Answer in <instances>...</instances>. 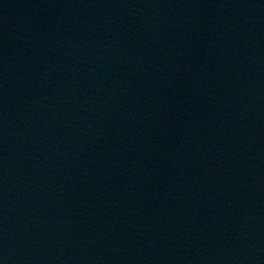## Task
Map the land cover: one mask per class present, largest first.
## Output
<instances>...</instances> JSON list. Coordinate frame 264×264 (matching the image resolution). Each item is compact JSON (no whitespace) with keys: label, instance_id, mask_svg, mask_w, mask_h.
<instances>
[{"label":"water","instance_id":"obj_1","mask_svg":"<svg viewBox=\"0 0 264 264\" xmlns=\"http://www.w3.org/2000/svg\"><path fill=\"white\" fill-rule=\"evenodd\" d=\"M0 264H264V0H0Z\"/></svg>","mask_w":264,"mask_h":264}]
</instances>
